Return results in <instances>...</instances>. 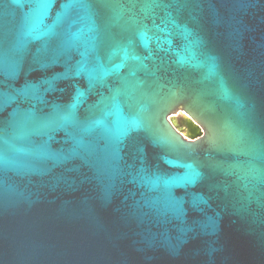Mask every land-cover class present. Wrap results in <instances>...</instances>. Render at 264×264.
<instances>
[{"label": "water", "instance_id": "water-1", "mask_svg": "<svg viewBox=\"0 0 264 264\" xmlns=\"http://www.w3.org/2000/svg\"><path fill=\"white\" fill-rule=\"evenodd\" d=\"M0 264H264V0H0Z\"/></svg>", "mask_w": 264, "mask_h": 264}, {"label": "bare ground", "instance_id": "bare-ground-1", "mask_svg": "<svg viewBox=\"0 0 264 264\" xmlns=\"http://www.w3.org/2000/svg\"><path fill=\"white\" fill-rule=\"evenodd\" d=\"M169 119L187 137H195L201 131V128L182 111L172 113Z\"/></svg>", "mask_w": 264, "mask_h": 264}, {"label": "snow or ice", "instance_id": "snow-or-ice-1", "mask_svg": "<svg viewBox=\"0 0 264 264\" xmlns=\"http://www.w3.org/2000/svg\"><path fill=\"white\" fill-rule=\"evenodd\" d=\"M14 2H16V3H19V2H20V0H14Z\"/></svg>", "mask_w": 264, "mask_h": 264}, {"label": "flooded vegetation", "instance_id": "flooded-vegetation-1", "mask_svg": "<svg viewBox=\"0 0 264 264\" xmlns=\"http://www.w3.org/2000/svg\"><path fill=\"white\" fill-rule=\"evenodd\" d=\"M178 130H180V129H178ZM201 130V129H200ZM181 131V130H180ZM201 132V131H200ZM182 133V132H181Z\"/></svg>", "mask_w": 264, "mask_h": 264}, {"label": "rangeland", "instance_id": "rangeland-1", "mask_svg": "<svg viewBox=\"0 0 264 264\" xmlns=\"http://www.w3.org/2000/svg\"><path fill=\"white\" fill-rule=\"evenodd\" d=\"M199 134V133H198Z\"/></svg>", "mask_w": 264, "mask_h": 264}]
</instances>
